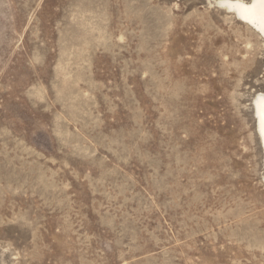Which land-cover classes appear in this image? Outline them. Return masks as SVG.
<instances>
[{
	"label": "rangeland",
	"instance_id": "obj_1",
	"mask_svg": "<svg viewBox=\"0 0 264 264\" xmlns=\"http://www.w3.org/2000/svg\"><path fill=\"white\" fill-rule=\"evenodd\" d=\"M223 1L0 0V264H264V39Z\"/></svg>",
	"mask_w": 264,
	"mask_h": 264
},
{
	"label": "bare ground",
	"instance_id": "obj_2",
	"mask_svg": "<svg viewBox=\"0 0 264 264\" xmlns=\"http://www.w3.org/2000/svg\"><path fill=\"white\" fill-rule=\"evenodd\" d=\"M222 3L239 20L250 25L264 39V0H252L249 4L230 0H225ZM253 106L257 120V133L261 139L264 156V97L259 96L256 98Z\"/></svg>",
	"mask_w": 264,
	"mask_h": 264
}]
</instances>
